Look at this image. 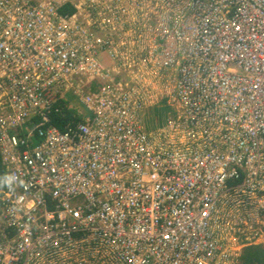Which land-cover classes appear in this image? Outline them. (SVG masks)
I'll use <instances>...</instances> for the list:
<instances>
[{
	"label": "built area",
	"instance_id": "obj_1",
	"mask_svg": "<svg viewBox=\"0 0 264 264\" xmlns=\"http://www.w3.org/2000/svg\"><path fill=\"white\" fill-rule=\"evenodd\" d=\"M0 158V264H241L264 246V0H0Z\"/></svg>",
	"mask_w": 264,
	"mask_h": 264
},
{
	"label": "trees",
	"instance_id": "obj_2",
	"mask_svg": "<svg viewBox=\"0 0 264 264\" xmlns=\"http://www.w3.org/2000/svg\"><path fill=\"white\" fill-rule=\"evenodd\" d=\"M58 111L55 109L51 113L53 123L61 130H66L68 125L77 124L82 121V116L74 108L69 107L66 101H59ZM167 107H163L165 109ZM4 168L0 158V187L3 183ZM262 245L250 246L244 250L241 264H264V249Z\"/></svg>",
	"mask_w": 264,
	"mask_h": 264
},
{
	"label": "rangeland",
	"instance_id": "obj_3",
	"mask_svg": "<svg viewBox=\"0 0 264 264\" xmlns=\"http://www.w3.org/2000/svg\"><path fill=\"white\" fill-rule=\"evenodd\" d=\"M155 86L157 89L155 90V93H154L155 96H156V93H159V92H163V95L165 94L166 90L161 89V84L155 83ZM68 103L69 104L72 103L73 106L80 107L79 110L82 111L84 115H86L85 109L82 108L80 103L77 101V99L72 94L68 96ZM163 107H167V108L162 109ZM169 112H171L170 108H168L167 104L164 101L159 103L157 106L150 108L147 111L146 118H145L146 130L148 131L155 130L159 126H161V124L165 123ZM261 247H263L264 249V246H261Z\"/></svg>",
	"mask_w": 264,
	"mask_h": 264
}]
</instances>
